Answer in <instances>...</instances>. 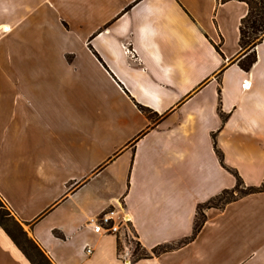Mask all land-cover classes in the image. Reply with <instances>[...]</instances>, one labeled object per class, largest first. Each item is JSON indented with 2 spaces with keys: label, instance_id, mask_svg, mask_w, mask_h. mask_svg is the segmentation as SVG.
I'll return each instance as SVG.
<instances>
[{
  "label": "crops",
  "instance_id": "1",
  "mask_svg": "<svg viewBox=\"0 0 264 264\" xmlns=\"http://www.w3.org/2000/svg\"><path fill=\"white\" fill-rule=\"evenodd\" d=\"M34 2L0 0V197L53 263L264 264V190L207 207L179 245L232 170L264 184V39L249 71L233 62L247 4ZM121 205L151 256L94 231ZM0 264H32L1 225Z\"/></svg>",
  "mask_w": 264,
  "mask_h": 264
},
{
  "label": "trees",
  "instance_id": "2",
  "mask_svg": "<svg viewBox=\"0 0 264 264\" xmlns=\"http://www.w3.org/2000/svg\"><path fill=\"white\" fill-rule=\"evenodd\" d=\"M231 0H218V2L225 3ZM243 1L248 6L246 15L241 19L239 26V45L240 55L233 60L245 71H249L254 65L257 55L256 46L264 39V0H238ZM219 50V46L216 45ZM220 91V90H219ZM140 109L151 119L155 120L160 117L151 108L139 104ZM222 119L225 120L226 116L221 112ZM218 157L223 165L222 152L215 145ZM236 176V185L231 189H225L216 196L211 197L205 202L198 204V210L194 222V230L191 236L185 238L179 245H183L194 240L200 230L202 229L205 221V209L210 206L222 207L229 202L236 200L238 197L250 193H256L264 190V184L260 186H246L241 176L236 170H232ZM240 187H243L240 190ZM231 196H228L230 195ZM0 207L5 209V212L0 214V225L6 233L12 238L24 255L29 259L32 264H54L51 257L40 246L37 240L30 236L23 224L12 214L11 210L0 197ZM10 218L14 224L15 231L10 229L4 218ZM58 236L62 235L56 231ZM141 246V245H140ZM174 247L169 245H160L152 249L153 254H160L172 250ZM144 250V249H143ZM145 253L139 255L140 257H149L152 254L144 250Z\"/></svg>",
  "mask_w": 264,
  "mask_h": 264
},
{
  "label": "built area",
  "instance_id": "3",
  "mask_svg": "<svg viewBox=\"0 0 264 264\" xmlns=\"http://www.w3.org/2000/svg\"><path fill=\"white\" fill-rule=\"evenodd\" d=\"M129 53H132L131 50L127 49ZM245 87H248L246 83ZM124 208L121 205L120 208L111 207L103 210L96 218L94 219V231L103 234V235H114L119 236L123 232L125 238L134 236L131 225L130 217L127 213L123 212ZM88 252H91V249H87Z\"/></svg>",
  "mask_w": 264,
  "mask_h": 264
},
{
  "label": "rangeland",
  "instance_id": "4",
  "mask_svg": "<svg viewBox=\"0 0 264 264\" xmlns=\"http://www.w3.org/2000/svg\"><path fill=\"white\" fill-rule=\"evenodd\" d=\"M10 2V0H7ZM35 0H27V4H23L20 6V3L18 4V9H17V13L21 14V15H26L28 13V16L30 15L29 10L27 9V7L29 8H33V6L35 5ZM7 5V22H11L12 21V14L14 13V9L11 8L10 3L6 4ZM4 29V28H3ZM10 30V29H9ZM5 32H8V30H4ZM14 37L10 36V38L7 39V42L9 41H13ZM4 45V44H3ZM243 187H240V190ZM228 196H231L228 195ZM5 209L0 207V214L4 213ZM6 225L12 229L13 231H15L14 228V224L12 222V220L8 217V218H4ZM124 242L130 247V249L132 250V255H131V260L136 259L139 255L145 253L143 248L140 246V243L137 241L136 238H134L133 236H130L129 238H125ZM129 261V260H128Z\"/></svg>",
  "mask_w": 264,
  "mask_h": 264
},
{
  "label": "bare ground",
  "instance_id": "5",
  "mask_svg": "<svg viewBox=\"0 0 264 264\" xmlns=\"http://www.w3.org/2000/svg\"><path fill=\"white\" fill-rule=\"evenodd\" d=\"M7 29H8V27H7Z\"/></svg>",
  "mask_w": 264,
  "mask_h": 264
}]
</instances>
